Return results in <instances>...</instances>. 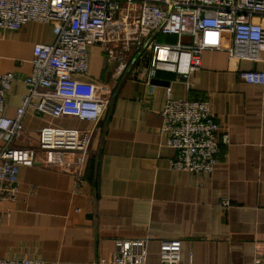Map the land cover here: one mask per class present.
Listing matches in <instances>:
<instances>
[{
  "label": "crops",
  "instance_id": "0c3cea01",
  "mask_svg": "<svg viewBox=\"0 0 264 264\" xmlns=\"http://www.w3.org/2000/svg\"><path fill=\"white\" fill-rule=\"evenodd\" d=\"M55 38L52 23L0 28V74H15L7 116H15L29 93L24 78L33 70L34 46ZM231 42L225 33L223 45ZM260 57L238 59L225 49H208L190 84L164 71L157 78L168 84H147L132 76L139 70L134 65L116 76L118 63L105 46L91 45L89 70L78 77L111 95L110 105L97 123L42 116L33 104L27 107L24 132L13 145L35 148L39 160L20 166L17 199L0 202V258L116 264L111 259L119 240L149 238L145 264H162L165 239L182 241L177 264H256L264 256V84L243 81L240 71L264 70V50ZM169 84L177 99H209L222 130L230 133L212 173L171 166L176 150L162 130ZM54 124L94 129L81 169L72 156L65 164L45 163L40 130ZM4 144L0 137V149Z\"/></svg>",
  "mask_w": 264,
  "mask_h": 264
},
{
  "label": "built area",
  "instance_id": "2783aa9c",
  "mask_svg": "<svg viewBox=\"0 0 264 264\" xmlns=\"http://www.w3.org/2000/svg\"><path fill=\"white\" fill-rule=\"evenodd\" d=\"M30 21L54 24L56 38L34 46L33 70L24 78L29 93L12 117L5 114L6 96L15 74H0V137L5 141L0 149V202L17 199L20 166H33L39 160L35 148L13 145L24 132L22 120L28 106L33 104L42 116L97 123L110 105L111 95L99 93L93 81L78 77L89 70L91 45L105 46L109 58L118 63L116 76L139 62L132 76L147 84L161 71L190 84L208 49H225L232 57L253 61L262 59L264 50V0H0V28L19 30ZM225 33L232 39L227 46L223 45ZM162 35L176 40L160 41ZM240 78L263 85L264 70H242ZM166 94L162 130L176 150L171 166L194 174L214 172L222 145L230 143V133L222 130L211 101L177 99L170 84ZM93 133V128L48 125L40 130L38 147L45 153V163L65 164L72 156V163L81 169ZM223 204L231 202L225 199ZM148 239L119 240L111 262L145 264ZM181 258V240L161 242L162 264H177ZM0 264L45 262L25 256L0 258ZM256 264H264V256Z\"/></svg>",
  "mask_w": 264,
  "mask_h": 264
},
{
  "label": "rangeland",
  "instance_id": "374dc122",
  "mask_svg": "<svg viewBox=\"0 0 264 264\" xmlns=\"http://www.w3.org/2000/svg\"><path fill=\"white\" fill-rule=\"evenodd\" d=\"M159 40L163 41V42H168V41L171 42V41H175L176 37H172V36H169V35H162V36H159ZM138 64H139V62H136L134 67H137Z\"/></svg>",
  "mask_w": 264,
  "mask_h": 264
},
{
  "label": "water",
  "instance_id": "95a60500",
  "mask_svg": "<svg viewBox=\"0 0 264 264\" xmlns=\"http://www.w3.org/2000/svg\"><path fill=\"white\" fill-rule=\"evenodd\" d=\"M153 82L154 83H166V84L169 83L167 80H163V79H160V78L153 79Z\"/></svg>",
  "mask_w": 264,
  "mask_h": 264
}]
</instances>
